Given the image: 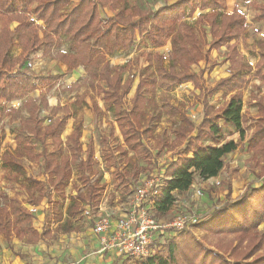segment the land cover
Returning a JSON list of instances; mask_svg holds the SVG:
<instances>
[{
  "label": "trees",
  "instance_id": "1",
  "mask_svg": "<svg viewBox=\"0 0 264 264\" xmlns=\"http://www.w3.org/2000/svg\"><path fill=\"white\" fill-rule=\"evenodd\" d=\"M198 10H209L196 19L197 23L209 26V40L207 36L199 35L188 21V17ZM226 10V0H176L153 11L145 7L143 0H135L133 4L128 0H0V100L20 99L38 88L30 76L28 63L40 50L47 56L57 50V57L67 66L64 74L51 76V80L70 75L79 66H84L87 81L103 93L105 104L114 109L126 145L117 146L119 153L131 162L128 154L132 151L133 156L146 162L144 167L131 162V177L119 169L114 171L116 185L122 186L125 193L133 191L129 185L143 172L153 170V153L142 135L150 136L156 121L165 114L179 120L173 129L174 139L163 140L172 150L180 147L181 150L162 170L164 181L155 199V216L162 217L171 212L176 193L187 192L197 175L206 180L218 176L224 169L225 156L239 148L237 141L228 139L225 129L233 126L242 137L245 136L243 87L253 76L264 80V42L259 43L260 59L252 68L238 44L231 43L246 33V16L237 10ZM262 10L257 19L264 20V8ZM13 24L16 25L12 27ZM138 37L154 47L164 46L170 40L171 50L168 58L159 52L148 53L149 66L139 74L131 107L125 110L124 99L132 88L134 77L123 82V73L129 63L112 66L107 56L120 49L130 50L137 44ZM65 42H69L68 51L60 50ZM17 44L21 52L13 55L12 49ZM223 46L228 49L225 59L229 61L231 73L206 91L200 82L205 68L195 73L191 66L201 60L209 61L212 50ZM184 81H193L200 87L199 99L204 113L198 124L182 107L169 102L160 105L156 98L159 84H165L168 89ZM220 92L227 100L215 109L208 104L207 97ZM39 99V102L29 99L23 104L29 116L16 131L15 149L3 151L0 142V167L22 174L25 172L24 158L41 159L46 176L44 181L33 176L26 178L25 200L0 190V235L8 242L15 237L36 243L55 238L57 232L75 231L72 217L79 216L87 204L97 210L103 198L104 186L94 177L96 158L92 143L86 158H81L82 124H76L67 140L63 137L72 116L71 106H50L44 94ZM256 103L260 118L248 140V149L264 157V98L259 97ZM94 106L99 109L96 102ZM42 109L49 110L47 122V116L41 115ZM38 144L40 150H37ZM67 150L69 154H66ZM105 155L111 158L109 154ZM108 163L112 165L110 160ZM74 165L84 189L70 197L66 208L68 217L63 221L62 205L67 199L66 189ZM44 198L51 205V213L46 216L40 231L34 226L33 210L25 204L39 205ZM206 217L198 226L205 235L236 234L228 241L221 237L214 242L223 252L210 249L184 230L168 239L165 256L154 254L145 259L146 262L125 260L121 264H230L229 259L233 260L232 256L244 241L251 245L249 253L262 254L252 260H249L251 254L246 255V260L239 264H264V231L257 236L264 223V183L247 188L238 201L227 202Z\"/></svg>",
  "mask_w": 264,
  "mask_h": 264
},
{
  "label": "rangeland",
  "instance_id": "2",
  "mask_svg": "<svg viewBox=\"0 0 264 264\" xmlns=\"http://www.w3.org/2000/svg\"><path fill=\"white\" fill-rule=\"evenodd\" d=\"M143 1L145 7L153 11L176 0ZM128 2L129 4H133L135 0H128ZM226 3V12L237 10L246 16V33L238 39L233 40L231 43L236 42L238 44V48L244 58L252 68H255L260 59L259 43L264 42V20L257 19L256 16L263 11L264 0H226ZM207 11L209 10H198L194 16L188 17V21L195 26L199 35H204V37L207 36L209 40L211 38L209 35V26L196 22L197 17L205 14ZM107 13L111 14L109 11H107ZM39 24H43V22L39 21ZM15 25L16 24H13L12 27ZM204 28L206 30H204ZM60 50L68 51L69 42H65ZM170 50V40H168L164 46L154 47L147 43L146 40L138 37L137 44L130 50L120 49L107 56L112 66L126 65L129 63L127 69L123 73V82L128 78L134 77L132 88L124 99L123 109L129 110L131 107L130 101L139 83V74L143 69L149 66L148 53L153 54L159 52L168 58ZM227 50L228 49L225 46L219 50H212L209 61L201 60L199 63H195L191 66V70L193 72L195 71V73H200L201 69L205 68L200 82L205 85L206 91L207 88L214 86L220 79L227 77L231 73L229 61L225 59ZM20 52L21 47L18 44L15 45L12 49V54L18 55ZM29 63H31V65H29ZM29 63L28 65L32 72L30 76L33 81L36 82L38 88L34 91L28 92L25 97L20 99L13 101H6L4 99L0 100V142L2 144V150L13 151L17 146L15 139L16 131L21 127L22 121L29 116V111L23 106L27 100L31 99L39 102L40 95L44 94L49 101L50 106H64L69 104L72 109V116L68 121L63 137L67 140V136L74 130L76 124H82L81 143L83 151L81 158H86L87 149L89 144L92 143L95 147L96 158L94 177L99 178L104 186L101 205H103V211H108L113 218H116L120 215L122 210L129 207L130 200L132 199V192L135 191L137 183H139L138 181L153 173L161 174L164 166L176 157L178 150H181V147L172 150L169 143L167 144L163 141L165 139H168L169 141L174 139L173 129L178 125L179 120L177 121L174 117L165 114L156 121V127L153 129L150 136L146 134L142 135L145 143L153 153V161L151 163L153 170L151 172H143L144 174H141L137 181L135 180L131 186L129 185L130 189H133L131 192L132 194L125 193L122 186H119V188L117 187V180L114 177V171L119 169L124 172L127 177H131V175H129L130 172L133 171L131 162H136L139 167H144L146 162L143 158L133 156L134 153L132 151L128 154L129 158L132 159H130L131 162L123 158L119 153L121 151L117 146L121 145L126 147V145L124 137L119 129L114 109L105 104L103 93L99 92L98 89L92 88L90 82L87 81L86 78L88 74L84 66H79L70 75H62L56 80H51V76H59L67 71V66L57 57V50L49 56L44 55L42 50H40L33 55V60ZM167 63L168 60L166 61V64ZM214 63L216 64L213 65ZM211 68L213 69L210 70ZM246 83L245 87H243L245 136L242 137L240 131L233 126L225 129L228 139H234L237 141L239 143V148L225 156V167L218 176L206 180H203L198 175L195 177L194 183L196 187L202 189L203 196L202 201L198 200L192 202V205L197 211L203 212L205 217L227 202L238 201L247 188L259 186L264 183V157L257 154V152L248 149V140L260 118L256 101L259 97L262 99L264 98V80H260L256 76H253L247 80ZM102 85L106 86L105 82H102ZM200 93V87H197L193 81H184L181 83L179 82L168 89L165 84H159L157 87L156 98L160 105L169 102L174 106L182 107L186 110L195 124H198L202 120L204 113L202 101L199 99V96L201 95ZM207 100L209 105L214 106L215 109H219V107L226 102L227 97L220 92L210 95L207 97ZM95 102L99 109L95 108ZM41 115L47 116V122L49 119V110L42 109ZM162 141L164 146L162 145ZM49 146H52L50 141ZM40 148L41 146L38 144L37 150H40ZM66 154H69L68 150L66 151ZM105 154H109V157L111 156V158H107ZM108 160H110L112 165H109ZM22 164L25 168V172L22 174L3 166L0 167V190L8 193L10 196H17L20 200H25L27 198V193L24 187L26 178L33 176L34 178L44 181L46 180V176L43 172L41 159L29 160L28 158H24ZM72 175L70 184L66 189L67 199L62 205V211L65 214L63 221L68 217L66 214V208L70 202V197L76 194L79 189H84V185L79 179L80 174L76 165L73 166ZM176 195L181 201L188 199L189 196L186 192H179L176 193ZM25 205L34 212V225L40 230L43 229L46 216L51 213V205L48 203L47 198H44L39 205H31L28 203ZM87 206L88 204L85 207ZM98 211L99 209L96 211L94 210V213H97V216H103V214H105V212ZM178 213L179 209L172 208L169 214L157 217L158 219L170 222ZM72 220L77 228L75 232H57L55 238L49 240L43 239L37 244H43L48 247V250H43L45 264L53 258L49 250L54 241H59V238L62 237H66L68 240L71 238L75 240L79 238L76 242L78 244L79 240H88L90 237L91 234H89V229H92L93 222L85 217L83 212L79 216L72 217ZM199 224L186 229L185 232L189 231L196 238L203 241V243L210 249L222 251L214 242L221 237V239L226 241H228L229 238L236 237V234L229 233L224 236H216L212 234L205 235V232L198 228ZM56 226L57 224H54V227ZM263 231L264 223L260 225L257 236H260ZM70 234H73L74 237L70 236ZM178 234L179 233L172 235L170 238L176 237ZM168 239L165 245L161 247L156 254L166 255ZM78 248H80L81 256L87 257L92 251L90 248H85L84 245H80ZM250 249L251 245L249 243L247 244V241L241 243L238 252L234 257L232 256L234 261L229 259L230 264H239V262L245 261V256L251 254L249 253ZM104 254L112 261H118L120 264L125 260L130 263L146 262L145 259L139 260L132 256L121 257L117 254L108 252H105ZM260 254L262 253L256 252V254H251L249 260L256 258V256H259ZM55 257L57 258V256ZM71 262L74 261H68L70 264Z\"/></svg>",
  "mask_w": 264,
  "mask_h": 264
},
{
  "label": "built area",
  "instance_id": "3",
  "mask_svg": "<svg viewBox=\"0 0 264 264\" xmlns=\"http://www.w3.org/2000/svg\"><path fill=\"white\" fill-rule=\"evenodd\" d=\"M163 181V172L140 179L135 191L131 193L129 207L116 218L108 211H103L101 204L98 212H105L103 216H97L89 206L84 209V216L93 222L92 230L100 238V253L147 259L156 254L172 235L203 221L205 214L192 205V202L202 201L203 196L202 189L196 187L195 183L186 192L188 199L181 201L176 195L172 208L179 209V213L172 221L158 219L155 216V199Z\"/></svg>",
  "mask_w": 264,
  "mask_h": 264
},
{
  "label": "crops",
  "instance_id": "4",
  "mask_svg": "<svg viewBox=\"0 0 264 264\" xmlns=\"http://www.w3.org/2000/svg\"><path fill=\"white\" fill-rule=\"evenodd\" d=\"M89 231L91 235L88 240H79L78 244L76 242L79 238L76 240L71 238L69 239L71 241H69L66 237H62L59 238V241H54L49 250L53 258L46 264H70L68 261H74L71 264H111L113 261L109 257H106L104 253L99 252L100 238L94 234L92 229H89ZM70 236L74 237L73 234H70ZM41 241L29 243L14 237L11 243H9L3 235H0V264H45L43 250H48V247L43 244L37 245ZM80 245H84L85 248L92 250L87 257L81 256L80 248H78Z\"/></svg>",
  "mask_w": 264,
  "mask_h": 264
}]
</instances>
